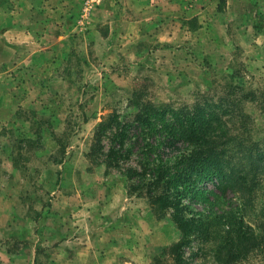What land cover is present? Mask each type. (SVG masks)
<instances>
[{"label":"rangeland","instance_id":"374dc122","mask_svg":"<svg viewBox=\"0 0 264 264\" xmlns=\"http://www.w3.org/2000/svg\"><path fill=\"white\" fill-rule=\"evenodd\" d=\"M144 11L0 0V215L17 216L0 217V264H176L164 252L183 239L175 210L154 215L127 174L141 168L138 151L117 161L112 133L96 137L110 113L134 120L138 95L190 111L213 103L227 134L264 138V0H149ZM253 210L264 221V198ZM211 247L191 235L180 251L214 264ZM241 264H264V253Z\"/></svg>","mask_w":264,"mask_h":264},{"label":"trees","instance_id":"16d2710c","mask_svg":"<svg viewBox=\"0 0 264 264\" xmlns=\"http://www.w3.org/2000/svg\"><path fill=\"white\" fill-rule=\"evenodd\" d=\"M141 98L131 99V126V120L125 123L113 112L100 122L96 137L112 133L107 156L117 161L137 150L141 168L127 170L134 187L147 189L154 215L175 210L183 239L164 252L174 251L176 264H191L180 248L194 235L212 242L214 264H241L263 254L264 221L253 219L251 210L257 198H264V138L246 142L227 134L213 103L197 104L190 111L151 102L140 105ZM131 127L133 133L128 132ZM226 139L237 142L230 146ZM228 192L236 202L224 208L220 205ZM193 204L203 205V210Z\"/></svg>","mask_w":264,"mask_h":264},{"label":"crops","instance_id":"0c3cea01","mask_svg":"<svg viewBox=\"0 0 264 264\" xmlns=\"http://www.w3.org/2000/svg\"><path fill=\"white\" fill-rule=\"evenodd\" d=\"M148 2H149V0H127V3H128V6H129V9H130V11L133 13H137V14H142V15H144V13H145V11H144V9H145V4H148ZM148 7V6H147ZM137 20L135 21L136 23H138V25H142V26H144V23H145V18H142L141 20L139 19V18H136ZM140 21V22H139ZM135 22H134V24H135ZM135 26V25H134ZM16 105L15 104H13V106L11 107V109L12 110H14ZM16 110V109H15ZM6 201H7V199H6ZM9 212H8V209L7 208H5V210H4V212L0 215V217L2 218V219H4L6 222H10V223H13L14 222V220H16L17 219V216H16V214H14V216H11V215H9L8 214ZM33 219V218H32ZM26 221H28V220H26ZM30 222L31 221H33V220H29ZM35 222L34 223H36V220H34ZM31 223H33V222H31ZM11 229H12V227H11ZM12 231V230H11ZM17 232V231H16ZM18 233V232H17ZM17 233H16V235H17Z\"/></svg>","mask_w":264,"mask_h":264}]
</instances>
